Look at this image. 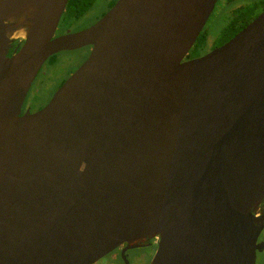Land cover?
Returning <instances> with one entry per match:
<instances>
[{
  "label": "water",
  "instance_id": "obj_1",
  "mask_svg": "<svg viewBox=\"0 0 264 264\" xmlns=\"http://www.w3.org/2000/svg\"><path fill=\"white\" fill-rule=\"evenodd\" d=\"M67 1L0 0V264H94L151 239L149 264H255L264 10L187 58L218 0H116L55 35ZM80 48L22 112L45 61Z\"/></svg>",
  "mask_w": 264,
  "mask_h": 264
},
{
  "label": "rangeland",
  "instance_id": "obj_2",
  "mask_svg": "<svg viewBox=\"0 0 264 264\" xmlns=\"http://www.w3.org/2000/svg\"><path fill=\"white\" fill-rule=\"evenodd\" d=\"M255 1L257 0H234L226 3L225 0H218L203 27V30L206 31L207 38L199 52L206 53L212 49L215 39L229 22L234 8L245 6ZM100 2L104 3L105 1L100 0ZM101 8L99 1L94 3L91 9L81 19L72 23L68 28L61 25L60 21L55 35L63 34L68 30L70 31L71 28L78 29L83 25L90 24L100 15ZM87 53V48L62 51L56 55V64L49 66V63L45 61L27 93L26 102L35 108L46 104L59 87L60 82L64 78L66 79L82 63ZM262 234H264V231ZM256 264H264V252L258 253Z\"/></svg>",
  "mask_w": 264,
  "mask_h": 264
},
{
  "label": "trees",
  "instance_id": "obj_3",
  "mask_svg": "<svg viewBox=\"0 0 264 264\" xmlns=\"http://www.w3.org/2000/svg\"><path fill=\"white\" fill-rule=\"evenodd\" d=\"M96 0H68L61 17V25L65 27L71 26L72 23L81 19L92 7ZM227 3L234 0H225ZM264 10V0H257L251 4L236 8L231 13V18L226 26L221 30L215 39L214 46H219L230 39L240 29L246 26L259 12ZM207 38L206 31L203 30L198 36L196 42L191 48L188 57L199 56V50L204 46ZM18 41L15 42L17 44ZM56 55H52L47 59L48 65H54ZM61 85V84H60Z\"/></svg>",
  "mask_w": 264,
  "mask_h": 264
},
{
  "label": "flooded vegetation",
  "instance_id": "obj_4",
  "mask_svg": "<svg viewBox=\"0 0 264 264\" xmlns=\"http://www.w3.org/2000/svg\"><path fill=\"white\" fill-rule=\"evenodd\" d=\"M98 1L102 7L100 10L101 11L100 15L90 24L83 25L82 27H80L78 29L71 28L70 31H72V32L77 31V30L83 29V28L91 25L96 20H98L116 2V0H104L105 2L101 3L100 0H96L94 3L98 2ZM236 8H239V7H236ZM236 8H234V9H236ZM14 45H16V44L14 43ZM215 47L216 46H213L212 49ZM199 54L201 55L203 53L199 52ZM187 58H192V57H188V55H187ZM64 80H65V78L60 82V84H62ZM60 84H59V86H60ZM26 98H25V101H24L22 109H21L22 112H25L26 110H28L29 112H33V111H36L43 106L42 105V106H38L35 108L31 104L26 102ZM259 212L264 213V203H262L261 206L259 207ZM263 231H264V228L262 229L261 233L259 234V236L257 238V243L262 245V248L256 250L255 264L257 261L258 253L264 252V234H262ZM155 247H156V243H155L154 239L149 240L142 247H137V248H133V249H126L125 244H122L121 246L117 247L116 249L112 250L111 252H109L108 254L103 256L102 258H100L94 264H149L151 259H152L153 254H154Z\"/></svg>",
  "mask_w": 264,
  "mask_h": 264
}]
</instances>
